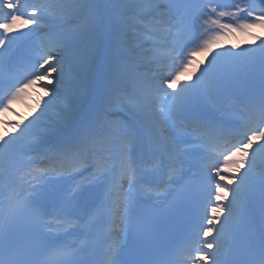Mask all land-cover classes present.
Listing matches in <instances>:
<instances>
[{
  "label": "snow or ice",
  "instance_id": "6c2138e0",
  "mask_svg": "<svg viewBox=\"0 0 264 264\" xmlns=\"http://www.w3.org/2000/svg\"><path fill=\"white\" fill-rule=\"evenodd\" d=\"M101 7L0 0V117L34 98L39 109L0 134V264H123L100 243L105 226L149 238L175 214L187 222L178 242L135 264H264V36L221 43L264 29V0ZM36 88L49 91L43 106ZM228 93L248 102L216 119ZM24 157L43 166L25 170Z\"/></svg>",
  "mask_w": 264,
  "mask_h": 264
},
{
  "label": "bare ground",
  "instance_id": "6f19581e",
  "mask_svg": "<svg viewBox=\"0 0 264 264\" xmlns=\"http://www.w3.org/2000/svg\"><path fill=\"white\" fill-rule=\"evenodd\" d=\"M159 2L161 4L167 3L166 0H159ZM161 11H166V9H161ZM156 15L159 16L160 13H157ZM103 54L104 56H102L100 66L98 67L100 75L103 72L104 66L107 65L108 51L106 47H104L103 49ZM196 58H197L196 60L202 59L203 54H200V55L198 54ZM184 76L182 75L181 79H183ZM35 92L37 94V97L41 99V106H43V103L46 100L50 99L48 90H45L43 88H36ZM34 99L26 103H14L12 105V108L14 109V111L5 113L4 116L0 117V134L6 135V136L17 134L16 130L14 129L12 125H14L15 123H21V122L27 123L31 119H34V116L36 114H39V109H36ZM33 109H36L35 114L33 112ZM110 118L117 119L118 117L112 116ZM4 121L8 122L7 125L4 123ZM40 159L41 158H33L30 160L28 157H24L25 170H27V168L39 169L37 166L40 167V164L38 163V161H41ZM16 179L19 181L22 188H25V189L28 188L27 179L29 178L25 177L23 173L18 174ZM69 240L72 242H75L76 237L75 236L69 237ZM113 240H114L115 245L122 244L125 242L126 236L123 233H121L119 229H116L114 231Z\"/></svg>",
  "mask_w": 264,
  "mask_h": 264
},
{
  "label": "rangeland",
  "instance_id": "374dc122",
  "mask_svg": "<svg viewBox=\"0 0 264 264\" xmlns=\"http://www.w3.org/2000/svg\"><path fill=\"white\" fill-rule=\"evenodd\" d=\"M112 2V0H97V3H99L102 7L101 9H99L97 11V15L98 16H103L104 15V11L103 9L106 8L110 3ZM263 34L264 33V29H255L254 30V34L252 36H248V35H244V34H240L238 36H232V37H228V38H225L221 41V43L224 45V46H229L231 44H240L242 46H246V45H250V44H253L254 41H256V38L257 37H260L258 34ZM104 47V37L103 35L100 36V39H99V51H98V66H100V62H101V59H102V55H103V52L101 51V49ZM203 54V58L202 59H199V60H196L197 63L199 65H204L205 63V57L208 55L207 53H202ZM200 55V54H199ZM107 65L104 66L103 68V72L101 74V76H104L107 71L109 70L108 68V65H109V59H107ZM184 76V75H183ZM185 77V78H184ZM183 77V79H181V81H184V79H186V75ZM236 97H240L242 99H245L247 98V95H239V94H232V93H228L226 94L225 96H223L220 100L219 103H221L222 101L225 102V101H231L230 98H236ZM113 116L111 114H109L108 116V119ZM116 117H118V119H113L112 120H116L117 122H121L122 119H121V115H116ZM120 119V120H119Z\"/></svg>",
  "mask_w": 264,
  "mask_h": 264
}]
</instances>
